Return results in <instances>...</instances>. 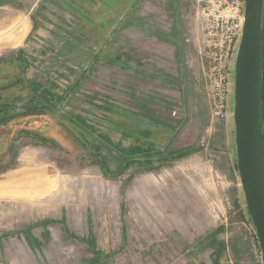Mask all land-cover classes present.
Segmentation results:
<instances>
[{
	"label": "rangeland",
	"instance_id": "1",
	"mask_svg": "<svg viewBox=\"0 0 264 264\" xmlns=\"http://www.w3.org/2000/svg\"><path fill=\"white\" fill-rule=\"evenodd\" d=\"M199 3L0 0V264H263Z\"/></svg>",
	"mask_w": 264,
	"mask_h": 264
},
{
	"label": "water",
	"instance_id": "2",
	"mask_svg": "<svg viewBox=\"0 0 264 264\" xmlns=\"http://www.w3.org/2000/svg\"><path fill=\"white\" fill-rule=\"evenodd\" d=\"M231 63L236 167L264 264V0H246L243 28Z\"/></svg>",
	"mask_w": 264,
	"mask_h": 264
},
{
	"label": "built area",
	"instance_id": "3",
	"mask_svg": "<svg viewBox=\"0 0 264 264\" xmlns=\"http://www.w3.org/2000/svg\"><path fill=\"white\" fill-rule=\"evenodd\" d=\"M206 56L209 59V87L219 118L228 117L230 66L243 28L246 0H199Z\"/></svg>",
	"mask_w": 264,
	"mask_h": 264
},
{
	"label": "trees",
	"instance_id": "4",
	"mask_svg": "<svg viewBox=\"0 0 264 264\" xmlns=\"http://www.w3.org/2000/svg\"><path fill=\"white\" fill-rule=\"evenodd\" d=\"M262 118H264V69H263V82H262Z\"/></svg>",
	"mask_w": 264,
	"mask_h": 264
},
{
	"label": "crops",
	"instance_id": "5",
	"mask_svg": "<svg viewBox=\"0 0 264 264\" xmlns=\"http://www.w3.org/2000/svg\"><path fill=\"white\" fill-rule=\"evenodd\" d=\"M138 66H139V64H138ZM140 66H141V65H140ZM141 80H143V79L141 78ZM141 80H139V82H140ZM139 82H138V83H139ZM146 82H147L148 84H150V83L148 82V80H146ZM150 82H152V81H150ZM145 87H146V89H147V87H149V85H146ZM143 89H144V87L141 88V90H143ZM138 93L140 94V96H143L145 92H141V93H142V94H141V93L138 91ZM146 93H147V92H146ZM148 93H150V92H149V89H148ZM146 95H147V94H146ZM147 96H148V95H147ZM147 96H146V97H147Z\"/></svg>",
	"mask_w": 264,
	"mask_h": 264
}]
</instances>
